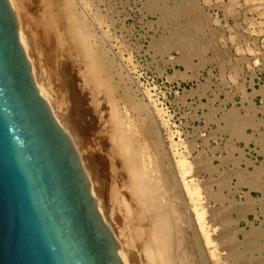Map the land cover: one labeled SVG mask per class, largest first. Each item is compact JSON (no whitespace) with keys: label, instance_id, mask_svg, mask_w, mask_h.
<instances>
[{"label":"bare ground","instance_id":"obj_1","mask_svg":"<svg viewBox=\"0 0 264 264\" xmlns=\"http://www.w3.org/2000/svg\"><path fill=\"white\" fill-rule=\"evenodd\" d=\"M209 1V0H206ZM225 13H239L242 10L257 11L261 0H246L244 8L239 6L244 0H231L227 6L223 0H217ZM18 15L20 24V40L31 61L32 72L40 94L48 102L58 123L71 135L81 155L86 172L91 180L92 194L98 203V209L109 225L111 231L121 244L119 255L124 264H235L237 260H244V264H264V222L257 226L252 225L246 233L245 241L239 242L236 224L231 216V210L236 208V202L223 194L225 188L230 187L232 176L239 178L238 185H247L250 189H263L261 180L262 168H256L254 173H248L239 168L231 173L222 172L215 166L212 158L205 152H196V141L186 142V148L191 156H181L179 171L171 158L164 139L160 120L168 125L166 110L160 108L156 99L149 92L147 97L139 98L138 91L130 83V75L123 74L124 65L111 60L104 47L99 45L105 35L100 37L87 25L83 13H79L73 0H69L72 7L73 19L76 20L75 34L88 60V81L91 83L106 84L115 95L118 89L124 94L119 98H111L112 107L109 113L112 119L111 128L102 129L100 108L97 100L92 101L88 93L80 85L74 69L62 62L61 51L56 49L54 42L32 26L23 13V0H10ZM200 0H148V9L161 14L163 22H177L188 18L198 9ZM264 15L263 12H260ZM95 20L104 24L101 10H96ZM190 18V17H189ZM188 21L178 26L171 23L170 35L165 40L155 43V47L162 46L163 54L168 50L176 49L181 52L177 61L184 63L193 70L192 77L199 79L200 66H205L206 53L215 45L212 38L203 33L199 17L195 22ZM206 39L203 41L202 39ZM43 57V58H42ZM199 57L200 64H193V58ZM226 61L224 58H220ZM110 61V65L107 62ZM227 62V61H226ZM54 63H59L57 68ZM76 70V69H75ZM242 67L237 66L230 72L231 75H241ZM187 73L176 72L175 77H184ZM118 76L117 86L112 80ZM191 76V75H190ZM102 79V80H100ZM124 86V88H123ZM209 88L203 84L201 91ZM197 92V91H196ZM255 94L264 95V89L255 91ZM249 95H246L248 97ZM251 96V95H250ZM255 107L248 108V114L243 116L237 107L224 111L221 121L225 126L221 129L230 132L248 144L253 137L245 134L246 127L257 126ZM220 122V120H219ZM172 132V130H169ZM95 137V138H94ZM209 138H205L208 141ZM99 141L104 156L94 152V141ZM264 146V134L261 137ZM114 142L116 146H112ZM175 144V140H173ZM175 147H178L176 145ZM231 157L224 158L222 165L245 158V148L234 145L233 139L228 143ZM240 152L241 158L234 160L232 152ZM101 164L110 168V178L103 183L98 170ZM248 164L251 162L247 161ZM192 173L193 176L187 174ZM203 172L209 174L206 181L199 180ZM218 174V175H217ZM219 176V178L217 177ZM196 177L198 182L195 181ZM129 182L131 194L121 191L117 185ZM214 184L219 185L216 191ZM207 195H203V192ZM137 199L141 208L156 213L157 220L153 228V243L150 246L144 235L138 233L139 222L134 214L132 198ZM247 205L240 208L242 217L250 211H256L260 205L264 213V199H256L250 193L246 194ZM211 198L221 201L222 206L208 207L205 200ZM261 202V204L259 203ZM205 203V204H204ZM229 205H226L228 204ZM188 206L186 215L180 212V206ZM191 212L195 216H191ZM223 226L218 235L215 227ZM194 231V237H189L188 231ZM173 236L175 242L173 241ZM245 246V247H244ZM173 247L180 251L174 256ZM244 247V251H242ZM249 250V251H248ZM227 251L226 254H221ZM247 253H252L247 256Z\"/></svg>","mask_w":264,"mask_h":264},{"label":"rangeland","instance_id":"obj_2","mask_svg":"<svg viewBox=\"0 0 264 264\" xmlns=\"http://www.w3.org/2000/svg\"><path fill=\"white\" fill-rule=\"evenodd\" d=\"M223 1L225 6L231 2ZM245 1L236 8L242 10ZM73 2L78 12L83 13L87 25L101 38L99 41L105 35V39L99 42V45L109 53L111 60L115 59L117 64L124 65L123 74L131 76L130 86L134 90H139V98L147 97L145 92L150 91V95L158 101L160 108L166 110L168 125L165 126L163 120H160V125L175 170L179 171L178 161L181 156L193 157L199 154V150L218 164L219 154L225 150L227 143L216 137L215 133L220 113L226 110V107L240 108L246 102L261 101L262 94H255L257 93L255 91L264 89V15L260 14L264 13V0L260 1L261 6L256 9L257 11L242 10L230 15L225 13V8L217 0H200L198 9L188 18L195 22V18L199 17L203 33H210L209 36L215 45H212L205 54L207 59L205 66L199 67L201 68L198 71L199 79L192 77V69L177 61L181 58L179 50L171 49L163 54L161 45L154 46L155 43L169 37L171 31L168 26H172L171 23L179 26L187 22L188 18H182L177 22H163L160 13L148 9V0H73ZM23 7V13L34 29L51 39L56 49L61 51L60 60L62 59V62L71 69H76L74 72L80 85L92 101L94 98L99 102L102 109L100 127L104 130L110 129L112 126V119L109 116L112 107L110 99L114 97L119 99L124 92L123 89H118L113 95L106 84L88 81V60L75 34L76 20L73 19L69 0H23ZM97 9L101 10L104 16L102 25L94 18ZM200 61L199 57H195L192 62L200 64ZM54 65L60 67L59 63ZM107 65H110V61ZM237 66L242 67L241 75H231L230 72ZM176 72L187 75L174 78ZM119 80L116 76L112 80V85L117 86ZM203 84H209V88L204 92L201 91ZM205 138H209L208 141ZM192 140L196 141L198 149L191 156L185 144ZM111 145L116 146L114 142H111ZM176 145L178 147H175ZM94 146V152L104 156L100 142L95 140ZM245 150L247 156L256 157L255 148ZM99 163L98 170L102 182L105 183L108 176L110 178L111 170L101 164L100 159ZM202 174L199 180L209 179L207 174L204 173L203 176ZM187 175L193 176L191 172ZM195 181L198 182L197 177ZM128 186L129 182L126 179V182L116 187L131 194ZM131 200L139 222L138 233L144 235L146 242L152 246L156 213L143 210L134 197ZM187 207L189 208V205L180 206V212L186 215ZM190 214L195 216L193 212ZM214 229L218 232L217 228ZM188 234L190 238L194 237L192 229H189ZM173 241L175 242L174 236ZM177 253L180 251L173 247L174 260Z\"/></svg>","mask_w":264,"mask_h":264},{"label":"water","instance_id":"obj_3","mask_svg":"<svg viewBox=\"0 0 264 264\" xmlns=\"http://www.w3.org/2000/svg\"><path fill=\"white\" fill-rule=\"evenodd\" d=\"M71 135L40 94L0 0V264H124Z\"/></svg>","mask_w":264,"mask_h":264},{"label":"crops","instance_id":"obj_4","mask_svg":"<svg viewBox=\"0 0 264 264\" xmlns=\"http://www.w3.org/2000/svg\"><path fill=\"white\" fill-rule=\"evenodd\" d=\"M253 103H248L246 102L245 105H242L240 108H237L243 116H246L248 114V108L251 107L252 105L255 107V112H256V121H257V126H248L245 129V134L248 136L253 137L251 141L246 143L245 140L238 138V137H233V135L228 132V131H223L221 130L225 126V122L221 121V118L224 114V111L220 113V122L219 124L216 125V137H220L223 141H226L227 143L225 144V150L222 151L220 155V161L218 164L215 163V166L218 167L222 172L226 173H231L233 170H238L241 168L242 170L247 171L248 173H254L256 168H262V175H261V180L263 182L264 186V146L262 145L261 142V137L264 134V96H261V101L258 103V101L253 100ZM234 107H226V111L233 109ZM233 139L234 145L243 149V148H255V151L257 153L256 157H249L245 154L244 160H239V164H234L233 162L229 164L222 165V161L224 158L231 157L230 151L228 150V143L231 142ZM224 149V148H223ZM227 150V151H226ZM232 156L234 157V160H238L241 158V153L240 152H232ZM198 155V154H197ZM196 155V156H197ZM251 162V164H248V162ZM207 174L209 177V174L207 172H203V174ZM202 174V176H203ZM218 175V174H217ZM219 178V176H217ZM239 184V178L236 176H232L230 180V187L225 188L222 192L225 194L224 196L227 198H232L236 202V208L234 210H231L230 216L232 220L236 223L234 227L238 229L237 231V238L239 242L245 241L246 239V233L251 230L252 225L256 224L257 226L261 225L264 222V213L262 210V207L259 205L256 209V211H250L248 212L245 216L246 218L242 217V213L240 211L241 207H244L247 205V197L246 194L250 193L254 198L256 199H264V187L262 190L260 189H250L249 186L247 185H238ZM216 191L220 190L219 185L214 184L213 187ZM203 195H207L206 192H204ZM208 207L211 208H216L219 206H222L220 203L221 201H217L214 198H211L210 200H206ZM261 204V202H259ZM226 205H229L226 204ZM215 228L218 229V232H216L218 235L223 231V226L218 225ZM264 242V241H263ZM245 247V246H244ZM244 247H242V251H244ZM249 251V250H248ZM248 251H245L247 253ZM227 251H222L221 254H226ZM264 253V251H263ZM251 252L247 253V256H251ZM235 264H244V260H237Z\"/></svg>","mask_w":264,"mask_h":264}]
</instances>
